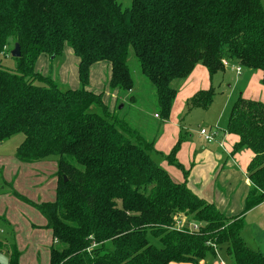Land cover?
<instances>
[{
  "label": "trees",
  "instance_id": "trees-1",
  "mask_svg": "<svg viewBox=\"0 0 264 264\" xmlns=\"http://www.w3.org/2000/svg\"><path fill=\"white\" fill-rule=\"evenodd\" d=\"M16 43L14 67H0V143L20 133L19 162L57 157L53 201L12 190L51 232L48 264H200L218 250L227 264H264L241 236L243 214L264 201V103L239 95L229 110L225 132L237 137L231 153L247 149L252 157L244 210L227 216L187 186L189 170L175 157L181 137L168 154L156 151V139L111 115L102 92L84 88L91 66L105 61L110 90L132 91L130 51L154 89L161 121L169 117L175 81L197 64L210 76L232 64L259 71L264 85L260 0H130L128 7L117 0H0V53ZM65 48L77 58L76 89L36 70L41 55L52 65ZM214 94L212 87L196 92L187 109L208 108ZM162 160L185 180L175 181ZM177 218L186 221L180 230ZM192 222L196 230L188 229ZM5 251L8 264H19L15 241L0 239Z\"/></svg>",
  "mask_w": 264,
  "mask_h": 264
},
{
  "label": "rangeland",
  "instance_id": "rangeland-1",
  "mask_svg": "<svg viewBox=\"0 0 264 264\" xmlns=\"http://www.w3.org/2000/svg\"><path fill=\"white\" fill-rule=\"evenodd\" d=\"M117 1L123 7H128L130 4V0ZM260 1L264 9V0ZM68 50V48H65L62 56L55 59L52 65H49L45 55H41L36 63V70L44 75H50L62 89H76L81 87L77 75V63L75 56ZM69 52L71 55H68ZM14 65V59L8 50L0 53V67L11 69ZM127 65L134 81V89L132 91L113 92L110 90L108 87L110 68L105 61L97 62L91 66L89 80L84 88L94 92H102L103 100L111 115L123 119L131 127L137 128L146 139H156L162 133V126L167 120L161 121L155 114L157 108L154 89L141 74L137 59L132 51L129 52ZM62 66H64V69ZM231 67L225 73L218 72L215 74L213 81L215 94L211 105L207 109L195 108L188 110L187 104L183 103L182 109L175 116L176 125L179 128V133L175 140L177 141L181 137V143L186 142L189 140L188 135L190 134L194 146L199 144L200 148L204 147V149H208L220 156H212V158L202 157L194 169L193 176L197 180V185L201 186V192L206 194L204 196L205 199H209L210 203L213 202L215 207L224 211L225 214L236 216L244 210L243 196L246 189L242 185L243 177H239L240 172L235 170V168H238L232 167L230 157L226 155V151L218 145V142H223L222 132L225 130L229 110L236 97L235 94L239 90L232 89L231 98L225 111L222 112L217 123L212 122L221 112L223 102L227 95L230 94L235 78H238L234 73V68ZM65 69L67 72L64 71ZM179 81L181 80H176L174 83L176 88ZM94 111L101 113L99 108H94ZM211 126L218 128L220 135L214 142L205 144L198 131L200 128ZM182 128H184L186 133L181 131ZM22 137V134L19 133L0 143V208L1 210L3 209L2 213L5 212L6 215L4 219L6 223H2L0 220L1 228H3V232H0V239L6 238L7 241L13 240L16 243L19 238L24 237L34 241L45 237V235L47 236L48 233V237H51L50 243L46 246L41 244L38 254L35 256L36 251H34L32 255L38 258L34 264H48L49 249L55 243L52 240L51 232L43 226L42 217L38 211L12 195V190L18 191L20 195L27 197L33 202L53 201L57 157L50 155L33 164L19 162L14 157V150ZM155 159L160 161V158L156 156ZM162 162L163 160L161 161V166H163ZM224 162H226L225 165ZM164 163L163 167L175 181L182 177V170L167 162ZM216 163L217 170L215 168ZM175 172L179 173V178L177 175L178 179L174 176L176 175ZM214 177L217 179L215 198H213V193L211 192ZM231 193L233 194L231 195ZM262 238L264 239V206L245 212V226L243 229V239L251 249L257 250L259 248L264 252V242H259ZM31 246L33 244L30 242L28 248ZM35 247L38 249L37 243ZM220 259L227 264V258L224 253L218 250L215 257H208L200 264H218ZM28 263H31V260ZM22 264H27V262Z\"/></svg>",
  "mask_w": 264,
  "mask_h": 264
},
{
  "label": "crops",
  "instance_id": "crops-1",
  "mask_svg": "<svg viewBox=\"0 0 264 264\" xmlns=\"http://www.w3.org/2000/svg\"><path fill=\"white\" fill-rule=\"evenodd\" d=\"M68 51H71V50L69 49ZM68 55H71L70 52ZM75 60L77 63L76 57H75ZM232 65L233 66L232 67L230 66V67L234 68L235 64H232ZM62 67L64 69V66H62ZM230 67L225 68V70L222 71L221 73H225V71ZM64 71L67 72L66 69ZM234 73L236 76H238V78H235V80L233 82V86H231V89H230V94H228L227 98H225L223 105H222V108H221V112H219L217 117H215L212 120L213 123H217L218 119L221 117L222 112L225 111V108L227 107L229 100L231 98L232 89L239 90V92L235 94L236 95L235 98H237V96L241 95L245 99L257 100V101L264 103V85L261 84V77H262L261 73L259 71H256V72L255 71H243L242 69H241L239 74H237L235 72V69H234ZM215 74L210 76L207 69L203 65L197 64L194 67V69L191 71V73L185 79H182L181 81H179L178 87L176 89V95H175L174 101H173L172 106H171L169 117H168L167 121L162 126V133L160 134L159 137L156 138V140L154 142V148L156 151L163 153V154H168L170 152L171 148L175 144V141H176L175 139L177 137V134L179 133V128L176 125L175 116L182 109L183 103H186L196 92H198L200 90H207L210 87L214 88L213 87V81H214ZM193 109H195V108H193ZM200 109H203V108H200ZM208 128H216V127L211 126ZM216 129L218 132L219 131L218 128H216ZM181 131H184L186 133L184 128H182ZM222 133H223L222 134L223 135V139H222L223 142L222 141L218 142V145L220 147H222L224 149V151H226L225 152L226 155H228L230 157L232 167L235 166L238 168V169L235 168V170L240 172L239 177H241V176L243 177V184L242 185L246 189L245 195L243 196V203H244V198L247 195V193L251 187V183L246 176V166L252 157V153L247 149H242L241 151H238L234 154L231 153L232 146L237 141V137L234 135H230V134L226 133L225 130ZM198 134H199V131H198ZM219 135H220V132H218L216 138H218ZM188 136H189L188 137L189 140L186 142H182L180 144V147H179L178 151L176 152L175 157H176V160L178 162H180L185 169L190 171L186 177L187 186L195 194L204 198V196L206 194L204 192H201L202 191L201 186L199 187L197 185V180L193 176V173L195 171L194 169L196 168L197 163L199 162V160L202 157L203 158H207V157L212 158V156H214V157H220V156L218 154L213 153L212 151H210L208 149H204V147L200 148L198 143H197L198 144L197 146H196V144L194 146V144H193L194 142L191 141V135L189 134ZM200 137L202 138L201 135H200ZM216 138L214 139V141L216 140ZM204 143L210 144V143H206L205 141H204ZM226 159H228V158H226ZM164 162H166V161L162 162L163 166L165 164ZM225 163L226 162H224V165H225ZM166 165H167V163H166ZM215 168H216V170L218 169L217 163H216ZM175 173H176V175H174V176L177 178V175H178V178H179V173L178 172H175ZM215 178L216 177L213 178L212 191H211L213 193V198H215L216 185H217V182H216L217 179H215ZM179 180H177V181L183 182L185 180L183 173H182V177ZM232 192H233V189H232ZM232 194L233 193H231V195ZM205 200L210 202V200L207 198ZM212 201H214V199H212ZM262 206H264V201L261 202L260 204L256 205L255 207L251 208L250 210H253L254 208L262 207ZM2 211H3V209L1 210V208H0V216L3 215V217L5 219L6 218L5 212L2 213ZM222 212H224V211H222ZM227 216H234V215H227ZM7 217H8V219H10L9 216H7ZM248 218H250V216H248ZM42 221H43V225H44V220L42 219ZM18 223H19V220H18ZM244 226H245V213L243 214V228L241 230L242 238H243ZM0 230H3V228H1V225H0ZM0 232L2 233L3 231H0ZM260 237H262V236H260ZM50 241H51V237H48V233H47V236L45 235V237H43V238L41 237V238L34 240V241L29 240V239L24 238V237L19 238V240H17V242H16L18 249L21 252L20 257H19V264H22L23 262L24 263L27 262V264H34V262H36L38 260V258L35 256L38 254L40 245L45 244V246H46L47 244L50 243ZM30 242L33 244V246L28 248L30 245ZM259 242L263 243L264 239L262 238ZM36 243L38 244V249L35 247ZM31 250H33V251L31 252ZM257 250L260 251L264 255V252L262 250H260L259 248ZM34 251H36V252H35V256L33 257L32 255H33ZM43 259H44V257H43ZM30 260H31V263H28Z\"/></svg>",
  "mask_w": 264,
  "mask_h": 264
},
{
  "label": "built area",
  "instance_id": "built-area-1",
  "mask_svg": "<svg viewBox=\"0 0 264 264\" xmlns=\"http://www.w3.org/2000/svg\"><path fill=\"white\" fill-rule=\"evenodd\" d=\"M234 69H235V72L237 74H239L240 71H241V68L238 65H236L234 67ZM199 134L202 136L203 140L206 143H211L216 138L218 132H217V129L216 128H200L199 129ZM183 226H185L184 219L177 218L175 220L174 229L180 230ZM197 227H198L197 224L196 223H193V222L188 225V229L189 230H196ZM0 231H2V230H0ZM218 264H225V263L220 259L219 262H218Z\"/></svg>",
  "mask_w": 264,
  "mask_h": 264
},
{
  "label": "water",
  "instance_id": "water-1",
  "mask_svg": "<svg viewBox=\"0 0 264 264\" xmlns=\"http://www.w3.org/2000/svg\"><path fill=\"white\" fill-rule=\"evenodd\" d=\"M12 57H19L20 56V48L19 45L16 43L12 50L10 51ZM9 255L5 252H0V264H8Z\"/></svg>",
  "mask_w": 264,
  "mask_h": 264
}]
</instances>
